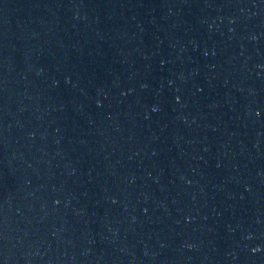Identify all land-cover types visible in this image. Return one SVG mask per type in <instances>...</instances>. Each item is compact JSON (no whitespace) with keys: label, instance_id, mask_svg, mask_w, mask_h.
Here are the masks:
<instances>
[{"label":"water","instance_id":"obj_1","mask_svg":"<svg viewBox=\"0 0 264 264\" xmlns=\"http://www.w3.org/2000/svg\"><path fill=\"white\" fill-rule=\"evenodd\" d=\"M0 264H264V0H0Z\"/></svg>","mask_w":264,"mask_h":264}]
</instances>
